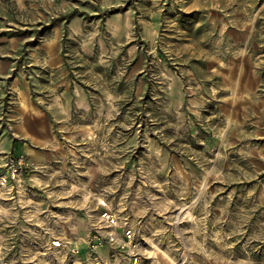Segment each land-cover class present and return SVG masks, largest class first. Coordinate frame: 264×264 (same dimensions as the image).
Here are the masks:
<instances>
[{
	"label": "rangeland",
	"instance_id": "obj_1",
	"mask_svg": "<svg viewBox=\"0 0 264 264\" xmlns=\"http://www.w3.org/2000/svg\"><path fill=\"white\" fill-rule=\"evenodd\" d=\"M44 1L48 11L39 0H0V182L12 159L36 167L0 183V264H95L88 247L106 211L131 225L141 264H264V0H106L87 19L127 14L133 44L117 50L107 35L96 70L71 72L93 103L75 129L54 125L60 150L47 153L57 157L48 167L9 152L31 139L28 128L17 133L23 88L13 86L30 80L42 108L61 74L43 47L56 31L65 53L76 46L56 5L92 12L102 0ZM45 209L52 220L39 240L23 226L40 227ZM71 212L90 226L55 222ZM101 254L127 264L109 246Z\"/></svg>",
	"mask_w": 264,
	"mask_h": 264
},
{
	"label": "crops",
	"instance_id": "obj_2",
	"mask_svg": "<svg viewBox=\"0 0 264 264\" xmlns=\"http://www.w3.org/2000/svg\"><path fill=\"white\" fill-rule=\"evenodd\" d=\"M102 1H93V4L96 6L92 12H85L84 8H79L78 6L71 5L64 1H59V3L56 5L55 8L61 15L60 19L66 16L65 21L68 23V38L76 41V46H72V48L69 50V53H65V49L61 45L63 33L61 31H56L54 37L47 44V46L43 47L44 52L48 56V63L46 66L49 69L59 71L61 74L52 77L54 82L53 87H51L52 91L47 94L46 90L45 93L42 94V103L44 104L42 108L32 100L30 80H19L17 81L16 85L13 86L16 92H19L17 89L20 87L23 88L19 94L23 96L24 100L22 103L24 106V112L21 115L24 117V121L20 125L18 124L20 127L18 128L17 133L26 134L24 129L28 128L29 133H27L26 136L31 138L30 142L26 141L23 144L12 145V143H10L8 146L10 149L9 152H12L14 155H28L33 161L41 162L44 167L51 166L52 162H56L57 157L51 159V157L47 154L54 152L55 150H60V146L55 143V132L53 131L54 125L57 123L61 124L62 130H64L66 127L68 130L75 129L77 125L75 122L76 114L90 110L91 104L93 103V96H91L89 91L86 90L85 85L81 84L78 79L72 78V73H83L84 68L87 69V72L96 70L94 66H91L95 64L92 59H94L95 55H98V46L103 48L102 39L103 37H107V35L111 39V43L113 41L112 48H116L117 50L120 48L125 50V48L133 44V20L127 14H117L107 17L104 22H100V20H98L101 17H98L97 22H94L93 19L90 18L87 19L88 14H90V17L95 18L94 15H99L100 12L103 13L109 8V6H111L106 0V2ZM39 4H41V6H43L48 11V7L45 6L44 0H39ZM58 13L56 12V17H58ZM63 23L64 22H62L61 25H63ZM69 55L74 59V61L81 56V62L75 65L65 63L67 60L64 59V56L68 57ZM56 79H58V81ZM250 82L253 84V87L251 89L248 87V90L254 89L255 91L257 86L255 84V78L253 77L251 80H249V84ZM22 83L23 86L20 85ZM111 103L112 98L110 94L108 100L105 101L104 106L109 104V107H111ZM69 124L70 126H68ZM53 172L54 174L56 173L54 176L57 177L59 172ZM50 173L52 172L50 171ZM41 176L43 175L41 174ZM44 176L46 177L47 173H45ZM47 211L48 209L40 211L43 214H46V218L43 219L39 224L40 227H36V225L34 227V225L31 223L24 226L21 225L24 227L23 229L28 230L29 236L38 238L39 240H44L46 238L44 233L45 230L50 226L47 225V223L49 224V222L52 220L49 219L50 215L47 213ZM25 215V217L29 218V214H27V212H25ZM62 217L63 218H56L55 222L61 223L62 226L66 223L69 225L68 227L75 233L86 230V227L88 228V224L90 226V223L84 224L83 221L74 222V220L77 218L76 212H71V214H62ZM10 220L13 221L11 218ZM19 221L21 220L18 219L17 224H19ZM21 222L22 224L24 223L23 221ZM126 259L128 261L127 257ZM117 262H119L118 259Z\"/></svg>",
	"mask_w": 264,
	"mask_h": 264
},
{
	"label": "built area",
	"instance_id": "obj_3",
	"mask_svg": "<svg viewBox=\"0 0 264 264\" xmlns=\"http://www.w3.org/2000/svg\"><path fill=\"white\" fill-rule=\"evenodd\" d=\"M35 165L27 160L24 156L12 159L8 167V175L1 177V184L10 183V181L19 182L22 180L23 175L28 171L34 170ZM106 224L102 227H107L104 230L102 227H96L95 235L92 237V241L89 244L88 250L92 256L95 264H112L105 262L101 250L106 247H111L115 251L124 252L127 255V264H141L142 253L140 251V245L135 237V233L131 225L126 220H121L116 214L106 211L102 215ZM54 245H60L59 240L53 241ZM83 249L79 246H73L71 252L74 255L82 254ZM115 264V263H113Z\"/></svg>",
	"mask_w": 264,
	"mask_h": 264
},
{
	"label": "bare ground",
	"instance_id": "obj_4",
	"mask_svg": "<svg viewBox=\"0 0 264 264\" xmlns=\"http://www.w3.org/2000/svg\"><path fill=\"white\" fill-rule=\"evenodd\" d=\"M34 156V155H33Z\"/></svg>",
	"mask_w": 264,
	"mask_h": 264
}]
</instances>
